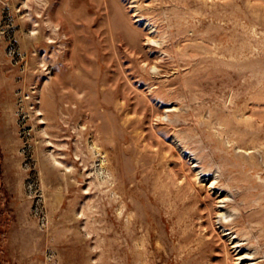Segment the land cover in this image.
<instances>
[{
  "label": "rangeland",
  "instance_id": "1",
  "mask_svg": "<svg viewBox=\"0 0 264 264\" xmlns=\"http://www.w3.org/2000/svg\"><path fill=\"white\" fill-rule=\"evenodd\" d=\"M0 264H264V0H0Z\"/></svg>",
  "mask_w": 264,
  "mask_h": 264
}]
</instances>
